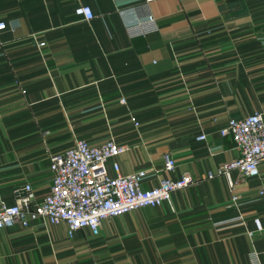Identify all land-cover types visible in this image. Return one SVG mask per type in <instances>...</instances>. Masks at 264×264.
I'll use <instances>...</instances> for the list:
<instances>
[{
  "label": "crops",
  "instance_id": "obj_1",
  "mask_svg": "<svg viewBox=\"0 0 264 264\" xmlns=\"http://www.w3.org/2000/svg\"><path fill=\"white\" fill-rule=\"evenodd\" d=\"M230 1L237 10L221 11ZM147 16L155 30L129 35ZM0 22V201L24 183L40 198L49 156L76 139L127 144L105 166L146 170L142 189L192 178L158 206L101 220L96 235L42 219L0 228V264H264L252 222L264 226V158L256 177L204 178L238 155L218 133L225 121L264 113V91L227 88L234 65L264 62V0H0Z\"/></svg>",
  "mask_w": 264,
  "mask_h": 264
},
{
  "label": "built area",
  "instance_id": "obj_2",
  "mask_svg": "<svg viewBox=\"0 0 264 264\" xmlns=\"http://www.w3.org/2000/svg\"><path fill=\"white\" fill-rule=\"evenodd\" d=\"M73 13L84 21L92 18L87 6H77ZM154 25L153 19L147 16L143 21L127 26L126 30L129 35L143 36L154 31ZM4 29L5 24L0 22V32ZM37 46L42 47L43 43ZM119 103L122 104L123 100L120 99ZM130 120L134 126L137 125L133 118ZM218 133L231 138L238 155L207 170L204 178L224 176L230 172L236 173L238 182L256 177L258 163L264 158V113L228 119ZM197 138L203 139L204 134ZM127 150V144H119L109 137L97 144L76 139L69 147L51 154L48 158L51 182L47 192L36 198L27 183L15 189L13 204L6 205L0 201V228L14 224L26 227L32 221L42 219L50 224H63L67 237L81 228L96 235L101 220L138 208L158 206L168 201L173 191L192 183L188 174H182L177 179H160L154 186L142 189L141 181L149 177L146 170L120 174L114 161L111 162L113 175H110L106 161ZM173 167L174 160L165 155L163 169L172 170ZM252 222L255 232H264L258 218H253Z\"/></svg>",
  "mask_w": 264,
  "mask_h": 264
},
{
  "label": "rangeland",
  "instance_id": "obj_3",
  "mask_svg": "<svg viewBox=\"0 0 264 264\" xmlns=\"http://www.w3.org/2000/svg\"><path fill=\"white\" fill-rule=\"evenodd\" d=\"M256 35L255 40L261 47H264V31L257 32ZM239 64L234 65L236 68L233 79L229 81L230 85L227 88L232 91H264V62L253 63L248 67L242 64L243 73H239L237 69L240 67Z\"/></svg>",
  "mask_w": 264,
  "mask_h": 264
},
{
  "label": "trees",
  "instance_id": "obj_4",
  "mask_svg": "<svg viewBox=\"0 0 264 264\" xmlns=\"http://www.w3.org/2000/svg\"><path fill=\"white\" fill-rule=\"evenodd\" d=\"M237 5H236V3L234 2V1H230V2H228V3H226V4H224V5H220L219 6V8H220V10L221 11H223V10H228V11H231V10H237ZM231 16H233V15H231Z\"/></svg>",
  "mask_w": 264,
  "mask_h": 264
}]
</instances>
